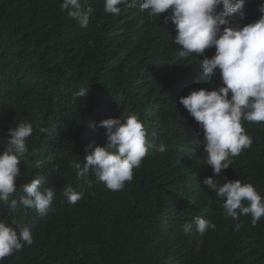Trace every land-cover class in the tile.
Here are the masks:
<instances>
[{
	"label": "trees",
	"instance_id": "obj_1",
	"mask_svg": "<svg viewBox=\"0 0 264 264\" xmlns=\"http://www.w3.org/2000/svg\"><path fill=\"white\" fill-rule=\"evenodd\" d=\"M140 2L120 5L115 15L104 11V0H81L93 9L83 28L61 10L62 0H0V151L8 129L25 121L33 126L10 198L34 178L55 193L43 216L0 204V219L17 232L27 227L34 240L2 264H264V216L255 227L251 214L234 220L224 198L202 184L212 175L203 133L179 102L190 90L220 86L219 71L206 77L203 56L178 58L167 13L152 16ZM260 3L246 0L236 23L258 19ZM81 89L86 94L76 95ZM131 114L154 145L133 179L111 191L91 172L87 183L78 178L71 164L85 162L89 142L106 140L99 122ZM241 123L252 144L215 179L251 183L264 199V122ZM160 144L164 152L157 151ZM67 185L82 193L76 204L62 195ZM197 216L215 230L201 235L193 225L185 234L183 225Z\"/></svg>",
	"mask_w": 264,
	"mask_h": 264
},
{
	"label": "clouds",
	"instance_id": "obj_2",
	"mask_svg": "<svg viewBox=\"0 0 264 264\" xmlns=\"http://www.w3.org/2000/svg\"><path fill=\"white\" fill-rule=\"evenodd\" d=\"M86 2V0H85ZM246 0H141V10H149L150 15L164 17L165 23L175 26L173 44L181 46L176 55L187 58L191 54L203 56L202 73L214 77L219 71L221 85L212 89L190 90L181 96L179 102L194 118L203 133L202 146L207 153L206 164L211 166L212 175L203 178L202 184L224 198L226 215L239 221V217L251 214V225L256 226L264 216V199L251 183L240 180H226L219 184L215 179L223 169L231 166L230 157L238 156L252 144V138L242 126V119L249 122H264V0L258 5L261 13L258 19L243 24L235 18ZM120 5L135 7L136 0H104V11L118 15ZM62 11L74 18L81 27L89 23L91 7L86 10L81 0H62ZM170 10V11H169ZM235 20V22H233ZM215 49L209 58L205 50ZM87 89L76 95L84 96ZM99 125L106 131L103 145L89 142L86 146L85 162H73L71 167L78 178L88 181L89 173L111 191H120L126 182L133 179V170L140 167L142 160L154 145L147 139L148 132L141 119L131 114L102 119ZM41 133L44 128L39 129ZM33 126L21 122L8 129L7 141L0 151V204H6L13 212L18 206L34 208L45 215L55 193L51 187L44 188L41 178H34L22 186L23 194L15 198L17 177L21 175L20 162L26 158L28 148L26 138L31 136ZM88 149H91L88 152ZM164 144L157 151L164 152ZM35 154V149H33ZM62 195L68 203L76 204L82 193L71 185L64 186ZM244 201H247L245 206ZM195 231L203 235L208 229L215 230L211 220L197 216L183 225L185 234ZM241 224L237 222L235 231ZM23 242V243H22ZM33 235L27 227L17 230L0 219V264L5 257L21 250L24 244H33Z\"/></svg>",
	"mask_w": 264,
	"mask_h": 264
}]
</instances>
